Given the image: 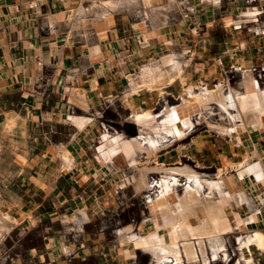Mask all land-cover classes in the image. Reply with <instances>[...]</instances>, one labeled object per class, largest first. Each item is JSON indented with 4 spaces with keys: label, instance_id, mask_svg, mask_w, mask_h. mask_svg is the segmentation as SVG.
Wrapping results in <instances>:
<instances>
[{
    "label": "crops",
    "instance_id": "0c3cea01",
    "mask_svg": "<svg viewBox=\"0 0 264 264\" xmlns=\"http://www.w3.org/2000/svg\"><path fill=\"white\" fill-rule=\"evenodd\" d=\"M146 66L173 80L168 96L179 95L180 73L226 92L228 76H242L232 91L243 94L248 77L264 81V0H0V240L28 242L15 264H158L125 229L144 235L153 220H105L123 190L110 186L117 167L98 152L109 114L149 104L151 93H134ZM263 134L205 129L174 150L235 184L226 187L231 230L217 255L206 250L209 264H264V247L247 244L264 232V178L224 171L246 155L264 171ZM114 161L126 162L122 153Z\"/></svg>",
    "mask_w": 264,
    "mask_h": 264
},
{
    "label": "bare ground",
    "instance_id": "6f19581e",
    "mask_svg": "<svg viewBox=\"0 0 264 264\" xmlns=\"http://www.w3.org/2000/svg\"><path fill=\"white\" fill-rule=\"evenodd\" d=\"M156 72L150 71L149 66L144 67L137 75L141 83L135 87L134 93L137 94L144 90L151 94L154 92L159 95L164 94L166 86H169L173 80L166 82L164 75L162 77L161 72L158 75ZM180 79L184 92L182 104L165 108L161 117L151 110L141 108L136 110L132 107L131 120L139 126L140 139H127L122 134L110 137L106 134L103 137L104 142L100 147V153L104 162L112 161L118 153H122L131 166L137 167V179H134L136 194L141 196L143 203L147 204L153 216L154 231L147 235L135 234L131 238L134 246L151 252L158 264H183L185 262L187 264H209L210 261L205 256L207 243L217 250V255V252L223 249L222 237L231 230V222L226 209L234 202L235 194L224 186L234 188L232 177L226 178L220 172L215 175L216 178H206L190 165L189 167L188 165L165 167L166 165L158 162L152 154L159 149L163 138L167 139L171 136L178 139L193 129L189 112V107L193 105L210 108L211 104H218L225 108H233L236 112L231 118L241 123L232 131L264 132V89L256 84L253 89L241 94L239 91L233 92L234 88L226 92L222 84L214 88L205 84L198 85L197 88L192 84L187 85L183 73H180ZM87 123H89L88 120H83L78 126L83 127ZM9 124V120L3 122L5 129ZM179 124L182 125V129H179ZM232 131L226 130L225 133L231 134ZM144 151L148 153L145 159L140 161L137 155ZM63 154L65 159L70 158L67 149ZM256 157L257 155H246L240 162L230 163V167L226 165L228 168L224 171H228L229 168L235 169L242 178L246 174L254 173L258 181L262 180L264 178L260 161L262 158L257 160ZM151 164L153 166H150ZM156 171H165L166 175H161L157 183V194L146 196L145 191L150 188L149 173ZM177 174L184 177L182 194L178 193L179 177ZM191 220H198L199 223L195 225L191 223ZM251 221L254 220L250 219L249 222ZM247 241L248 245L253 243L264 247V232H254ZM218 242L221 243L220 247L217 246ZM199 252L203 255L202 259Z\"/></svg>",
    "mask_w": 264,
    "mask_h": 264
},
{
    "label": "rangeland",
    "instance_id": "374dc122",
    "mask_svg": "<svg viewBox=\"0 0 264 264\" xmlns=\"http://www.w3.org/2000/svg\"><path fill=\"white\" fill-rule=\"evenodd\" d=\"M161 58H163V53L160 54ZM242 76H228V79L226 80V84L228 88H236L239 89L241 85V78ZM256 78L248 77L246 80V91L253 89V87L257 84L261 87H264V81L258 82L255 80ZM203 84V83H202ZM200 86V85H199ZM214 88L213 86H211ZM210 87V88H211ZM169 90L166 89L165 92H168ZM150 94V93H149ZM149 104H145L143 106L136 107L134 109L139 110L146 109L151 110L155 112L156 114L160 115L161 117L163 111L165 108L173 107V105L178 106L183 103V96L184 92L181 85V91L178 94H174L173 96H168L166 93L159 95L157 92H154L153 94H150ZM168 97V98H167ZM165 100V104L162 106V100ZM124 107V114H122L123 118L117 117L116 114H109L108 115V122H105L106 132L100 133L99 141L100 144L98 146V152H100V147L103 145V137L104 135L108 134L109 131H112L115 135L122 134L127 139H140L141 133L139 126L131 120L133 116V110L132 107L129 108L127 105ZM218 107V108H216ZM130 109V110H128ZM159 112V113H158ZM190 117L193 123V129L186 133V135L182 136L181 138H175V137H167L163 138L160 142V146L158 147L154 153V155L159 160L160 154L163 153L168 156L167 161L162 160L161 163L165 164V167H177V166H186L190 165L193 169H195L200 175L206 178H216L217 173H220L218 171H215V169L210 170H203L201 165H198V162L195 161V159H192L188 153L182 152L175 156V149H179L181 146V150H186L187 148V142L191 139L192 136L197 135L201 131H204L205 129L208 131H212V133L217 134L220 137H223L224 139L228 136H236L238 135V131H232L234 128H237L241 121L239 120H233L231 117L235 114V110L233 108H225L222 106H219L218 104H211L210 108H201L198 105H193L189 107ZM131 114V115H130ZM130 118L128 119V117ZM130 120V121H129ZM112 121V122H111ZM124 123L120 124V123ZM134 123V124H133ZM234 124V125H233ZM236 124V125H235ZM234 126V127H233ZM179 129H182V125H178ZM231 130V134L224 133ZM193 131V132H192ZM70 130L65 128H59V133L57 136H69ZM254 134H262L261 132H253ZM248 134H250L248 132ZM109 135V134H108ZM137 135V136H136ZM188 135V136H187ZM136 136V137H134ZM165 139V140H164ZM230 140V139H229ZM163 143V144H162ZM3 152V149L0 146V153ZM145 152V153H144ZM142 154H139L137 156V159L143 160L146 156L147 151H144ZM119 154V153H118ZM170 154V155H169ZM117 156V155H116ZM115 156V157H116ZM124 156V155H123ZM188 156V157H187ZM114 157V159H115ZM125 158V157H124ZM126 162L120 163L119 161L109 162L107 164L109 165H115L117 167L114 174L111 176L110 180V186L113 185V190H117V186L120 187L123 192H112L113 198L116 200V202H119V205L117 206L115 204L114 210H110L108 214V217L105 218V220H152L151 213L147 207V204L143 203V200L141 196H137L136 194V186H135V180L137 179V167H133L130 165L129 161L125 158ZM118 170V172H117ZM163 175H166L165 171H156V172H150L149 173V181H150V188L145 191V195L148 196H155L158 191V181L161 179ZM225 175H229V172H226ZM179 177V186H178V193L182 194L183 190V183L184 177L183 175L177 174ZM226 177V176H224ZM3 183V180L0 177V184ZM112 184V185H111ZM226 188V186H224ZM229 209V208H228ZM227 211V209H226ZM229 211V210H228ZM129 231V236H133L134 234V226H128L125 228ZM147 231V232H146ZM154 231V224H149L145 231L144 235H147L148 233H152ZM132 232V233H131ZM17 237V236H16ZM15 237V238H16ZM230 240V238H228ZM226 239V240H228ZM228 240V242H229ZM28 242H21V241H4L0 240V264H15L14 262L16 260H22L21 253L25 249V245H27ZM213 247L210 246V243H207V249H211ZM17 264V263H16ZM19 264V262H18Z\"/></svg>",
    "mask_w": 264,
    "mask_h": 264
}]
</instances>
